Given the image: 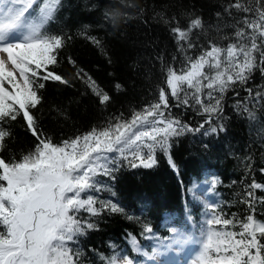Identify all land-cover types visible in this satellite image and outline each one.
<instances>
[{
    "label": "snow or ice",
    "instance_id": "snow-or-ice-1",
    "mask_svg": "<svg viewBox=\"0 0 264 264\" xmlns=\"http://www.w3.org/2000/svg\"><path fill=\"white\" fill-rule=\"evenodd\" d=\"M61 6L62 0H0V153L7 151L12 136L7 125L18 118L25 121L37 141L19 160L0 155V264H82L81 251L76 247L79 238L98 227L86 217H98L105 210L124 211L95 195L111 191L99 177L114 181L124 161L132 168H152L157 164V151L167 155L175 168L170 154L173 138L201 133L202 129L203 135L226 131L223 101L230 90L238 96L243 87L254 105L264 107V86L255 91L247 87L255 72L264 77V0H229L223 12L216 13L219 22L215 25L218 34L232 30L218 36L227 40V45L212 39L206 41L207 47L196 42L206 35L201 17L190 19L185 28L175 17L171 21L161 17L165 23H175L170 30L183 57L179 70L165 66L167 90L161 87L158 98L133 111L130 119L121 113L103 128L55 143L32 110L41 105L40 90L46 82L72 86L55 71L62 62L60 51L70 38L50 34L47 27ZM121 7L132 5L115 0L104 18L116 25L124 15ZM80 34L102 46L97 37L88 36L86 31ZM191 50L196 54L190 55ZM68 62L76 66L71 57ZM76 78L99 97L102 105L110 102V95L83 69L77 70ZM173 107L193 108L205 119L193 128L172 115ZM236 108L250 122L259 124L255 107L238 101ZM260 132L264 133V127ZM246 160L245 168L250 172L251 157ZM260 171L264 173V168ZM257 190L264 192V184L253 180L245 186L240 200L249 209L245 218L214 215L206 221L196 241L200 249L190 264H264V222L255 217L256 206L264 204V196H257ZM152 232V227L145 225L141 234ZM170 233L150 252L129 234L135 256L118 253L113 245V254L100 258L103 264H165L162 257L179 254L193 242L178 228L172 227Z\"/></svg>",
    "mask_w": 264,
    "mask_h": 264
},
{
    "label": "trees",
    "instance_id": "trees-1",
    "mask_svg": "<svg viewBox=\"0 0 264 264\" xmlns=\"http://www.w3.org/2000/svg\"><path fill=\"white\" fill-rule=\"evenodd\" d=\"M114 2L62 0L56 18L47 26L50 34L70 38L60 51L58 58L62 62L55 71L69 79L72 86L46 82L40 90L41 105L32 110L44 133L55 143L103 128L110 118L120 117L121 113L124 119H130L133 111H140L158 98L161 87L167 90L165 66L179 70L183 57L170 30L175 23H165L164 19L171 21L175 17L179 26L185 28L190 19L201 17L206 35L199 36L196 42L205 47L208 39L227 45L228 41H221L218 36L232 31L224 29L218 34L215 30L219 22L216 13L223 12V5L229 0H126L132 7L120 8L124 15L116 25L104 18ZM85 31L88 36L97 37L102 46L97 47L80 34ZM189 54L195 55L196 50ZM69 57L76 62L75 67L68 62ZM78 69H83L110 95V102L100 103L99 97L76 78ZM259 86H264V77L257 71L247 87L255 91ZM238 101L256 108L259 124L250 122L246 114L237 110ZM223 108L226 131L203 135L202 129L201 133L173 138L170 154L175 168L167 155L157 151V164L152 168H132L124 161L114 181L99 177L110 185L111 191L95 195L101 201L118 204L124 211L105 210L98 217H86L98 227L79 238L76 247L81 251L82 264H103L101 255H112L113 245L116 252L135 256L129 234L150 252L170 237L172 227L199 241L202 227L214 215L237 220L249 215L240 200L245 186L253 180L264 184V173L260 171L264 168V133L260 132L264 127V107L254 105L241 87L238 96L231 90L225 95ZM170 111L193 128L205 119L193 108L173 107ZM7 127L12 136L7 151L0 155L6 160H19L37 141L22 118ZM247 157H251L250 172L245 168ZM256 195L264 196V192L257 190ZM255 217L264 222V204H257ZM145 225H150L153 232L142 235Z\"/></svg>",
    "mask_w": 264,
    "mask_h": 264
},
{
    "label": "rangeland",
    "instance_id": "rangeland-1",
    "mask_svg": "<svg viewBox=\"0 0 264 264\" xmlns=\"http://www.w3.org/2000/svg\"><path fill=\"white\" fill-rule=\"evenodd\" d=\"M203 186L199 187L202 189ZM193 242L184 246V251L177 253H169L166 257H162L161 259L165 261V264H190L191 259L195 258V255L198 253L200 249L199 243L195 240L193 236Z\"/></svg>",
    "mask_w": 264,
    "mask_h": 264
}]
</instances>
